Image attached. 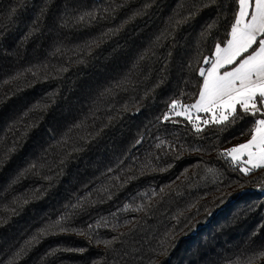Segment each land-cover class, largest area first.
<instances>
[{
  "label": "trees",
  "instance_id": "trees-1",
  "mask_svg": "<svg viewBox=\"0 0 264 264\" xmlns=\"http://www.w3.org/2000/svg\"><path fill=\"white\" fill-rule=\"evenodd\" d=\"M237 11L0 0V264H264V168L223 155L259 117L164 119Z\"/></svg>",
  "mask_w": 264,
  "mask_h": 264
},
{
  "label": "snow or ice",
  "instance_id": "snow-or-ice-1",
  "mask_svg": "<svg viewBox=\"0 0 264 264\" xmlns=\"http://www.w3.org/2000/svg\"><path fill=\"white\" fill-rule=\"evenodd\" d=\"M237 2L230 38L223 46L217 43L212 55L204 57V63L210 66L199 69L203 82L195 103L184 105L173 100L170 109L175 111L179 106L182 110L175 114L186 117L197 132L203 131L201 124L227 126L241 113L259 117L254 119L249 139L223 152L233 164L243 165L240 171L248 175L264 168V0ZM190 109L208 118L193 117ZM164 119H169L167 114ZM142 209L143 205L138 210Z\"/></svg>",
  "mask_w": 264,
  "mask_h": 264
},
{
  "label": "rangeland",
  "instance_id": "rangeland-1",
  "mask_svg": "<svg viewBox=\"0 0 264 264\" xmlns=\"http://www.w3.org/2000/svg\"><path fill=\"white\" fill-rule=\"evenodd\" d=\"M194 102H195V101H194ZM191 104H192V103H191ZM184 105H190V104H184ZM181 110H182V109L178 106V107L175 109V111H173V110L170 109V110H169L170 112H169L167 115H168V116L176 115L175 112H179V111H181ZM190 113H191V115H192L193 117H195L196 115H199L195 109H190ZM203 114H204V113H203ZM199 116H200L202 119H207V118H208V116H207L206 114H205V115H199ZM181 117H184V116H181ZM184 118H186V117H184ZM201 125H203V124H201ZM201 125H200V126H201ZM250 134H251V133H250ZM250 134H248L247 136L241 138L240 140H237V141H234V142L228 144L227 146L224 147L223 150L228 149V148H231V147H233L234 145H236V144H238V143H243V142H245L247 139L250 138ZM228 158L231 160L230 157H228ZM237 165L239 166V169L243 166V165H241V164H237Z\"/></svg>",
  "mask_w": 264,
  "mask_h": 264
},
{
  "label": "crops",
  "instance_id": "crops-1",
  "mask_svg": "<svg viewBox=\"0 0 264 264\" xmlns=\"http://www.w3.org/2000/svg\"><path fill=\"white\" fill-rule=\"evenodd\" d=\"M229 38H230V36H229ZM226 44V43H225ZM197 98H198V96H197ZM196 101V100H195ZM195 103V102H194Z\"/></svg>",
  "mask_w": 264,
  "mask_h": 264
}]
</instances>
